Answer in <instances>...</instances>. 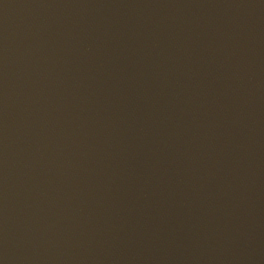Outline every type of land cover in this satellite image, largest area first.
<instances>
[{
	"label": "water",
	"instance_id": "obj_1",
	"mask_svg": "<svg viewBox=\"0 0 264 264\" xmlns=\"http://www.w3.org/2000/svg\"><path fill=\"white\" fill-rule=\"evenodd\" d=\"M0 264H264V0H0Z\"/></svg>",
	"mask_w": 264,
	"mask_h": 264
}]
</instances>
